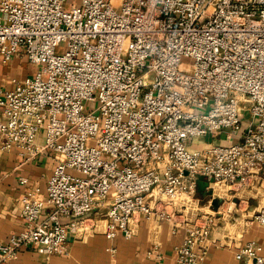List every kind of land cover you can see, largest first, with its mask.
<instances>
[{"label":"built area","instance_id":"built-area-1","mask_svg":"<svg viewBox=\"0 0 264 264\" xmlns=\"http://www.w3.org/2000/svg\"><path fill=\"white\" fill-rule=\"evenodd\" d=\"M0 12V61L34 67L0 94V150L59 155L45 193L21 196L0 264L27 247L69 255L102 226L130 239L143 217L177 226L169 206L200 175L264 190V0H0ZM253 220L263 241L238 246L242 264H264V206ZM211 234V219L188 227L176 264H200Z\"/></svg>","mask_w":264,"mask_h":264},{"label":"crops","instance_id":"crops-1","mask_svg":"<svg viewBox=\"0 0 264 264\" xmlns=\"http://www.w3.org/2000/svg\"><path fill=\"white\" fill-rule=\"evenodd\" d=\"M33 71L34 67L23 53L9 63L0 61V94L2 90L13 86L14 77L22 78L31 75ZM223 134L195 138L192 147L202 148L213 141L227 143L226 132ZM236 139L237 137L234 140ZM58 159L59 155L46 152L35 160L26 162L16 149L0 150V241L7 240L13 233L23 228L21 196L34 186L45 193L48 178ZM22 177L29 178V183H24ZM205 181H208L209 185L203 189L197 186L193 197L184 195L177 200V205L170 204L169 209L173 210L178 219L177 226L160 218L143 217L140 220L139 232L130 239H126L121 234L115 239H110L104 233L102 226L98 232L90 236L73 238L70 242L69 255L49 256L40 253L34 247H27L21 250L18 259L6 264H176V247L183 242L187 228L200 222L202 214L207 213L201 200V198L205 199L206 193L210 195L211 201L213 197L223 199L221 209L225 208L224 200L228 196L233 200H240L239 205L248 199L260 203L264 196V190L235 191L228 186L212 183L206 178ZM218 185L223 188L219 190ZM211 189L213 194H210ZM183 199L189 200L190 204L183 202ZM190 209L194 218L188 213ZM105 210L106 208L99 209L91 216L103 222ZM231 210L232 207L229 208V211ZM240 219L242 217L234 221L229 213L217 218L208 242L198 245L199 251L203 253L200 264H242L244 261L236 257L238 246L250 239L263 241V228L258 222L245 221L242 222V226H238L241 224ZM113 247L117 249L115 253L112 252ZM149 252L153 254L149 255ZM261 252L264 255V247Z\"/></svg>","mask_w":264,"mask_h":264},{"label":"rangeland","instance_id":"rangeland-1","mask_svg":"<svg viewBox=\"0 0 264 264\" xmlns=\"http://www.w3.org/2000/svg\"><path fill=\"white\" fill-rule=\"evenodd\" d=\"M247 116H248V112L244 110L242 117L246 118ZM222 135H224V134L222 133ZM219 138H220V135H219ZM221 138H222V136H221ZM216 139H218V138H216ZM220 142L221 141H219V143ZM218 187H219V190H220V188H223L220 185H218ZM221 190H223V189H221ZM226 196H228V193H226ZM243 196H245V195H243ZM228 197H227V199L224 200L225 208L221 209V206H220L218 209H215L214 205L212 204V201L210 200V198H211L210 195L208 193H206L205 199L201 198V200H202V204L206 207L207 213L202 214V216H201L202 220L199 223H204V222L208 223L211 219V224L213 227L217 221V218L220 215H224L225 213H229L233 216L234 221L236 220V218L242 217V219L239 220V221H241V224H238V226H240V225L242 226V224H243L242 222L253 221L254 213H256L260 208H262L264 206V196L262 197V200L260 203H254L253 200L248 199V201H244L240 205H239L240 200L239 201L233 200V199H231V197H229V198ZM184 199H183V202L185 201L186 203L190 204L189 200H184ZM230 207H232L231 211H229ZM190 208H192V206H190ZM188 213L190 214L191 218L195 217L194 215H192L191 209L188 210Z\"/></svg>","mask_w":264,"mask_h":264},{"label":"water","instance_id":"water-1","mask_svg":"<svg viewBox=\"0 0 264 264\" xmlns=\"http://www.w3.org/2000/svg\"><path fill=\"white\" fill-rule=\"evenodd\" d=\"M209 185L208 181H205V177L200 175L198 177V187L199 189H203L206 186ZM210 194H213V190H210ZM223 202L222 198L213 197L212 204L214 205L215 209H218L220 207V204Z\"/></svg>","mask_w":264,"mask_h":264},{"label":"bare ground","instance_id":"bare-ground-1","mask_svg":"<svg viewBox=\"0 0 264 264\" xmlns=\"http://www.w3.org/2000/svg\"><path fill=\"white\" fill-rule=\"evenodd\" d=\"M217 184H219V183H217Z\"/></svg>","mask_w":264,"mask_h":264}]
</instances>
